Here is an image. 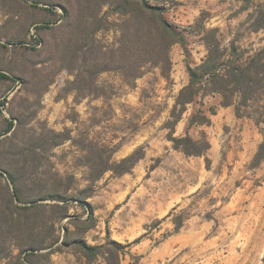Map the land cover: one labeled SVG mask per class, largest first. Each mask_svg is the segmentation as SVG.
Returning a JSON list of instances; mask_svg holds the SVG:
<instances>
[{"label": "rangeland", "instance_id": "obj_1", "mask_svg": "<svg viewBox=\"0 0 264 264\" xmlns=\"http://www.w3.org/2000/svg\"><path fill=\"white\" fill-rule=\"evenodd\" d=\"M260 2L264 0H176L166 6L164 16L186 43L171 46L168 75L147 67L128 84L114 70H106L95 77L103 94L81 96L65 89L74 76L55 61L51 43L57 33L40 29L35 34V25L59 16L0 0V72L11 77L0 78V132L12 111L21 115L22 126L15 131L20 136L48 130H67L63 133L70 136L41 151L40 180H50L55 173L72 175L77 188L86 187L82 145L87 141L114 148V160L144 147L143 158L129 172L107 171L90 185L93 191L85 201L69 202V217L61 224L68 226L71 241L76 228L68 219H84L89 204L94 222L82 233L84 240L92 245L108 239L120 243V264H262L264 158L255 166L251 162L264 138V123L237 117L233 105L219 104L218 95L198 98L187 105L173 132L194 138L205 134L210 147L198 156L175 149L164 126L179 89L188 82L187 65L194 66L207 53L203 30L217 28L222 44L235 39L250 53L264 45V30L250 32L243 25ZM54 10L63 13L59 6ZM7 12L16 14L12 21H7ZM109 20L112 25L96 38L113 45L114 14ZM20 70L26 75L17 73ZM198 108L210 122L188 127V118ZM3 183L0 177V195ZM175 220L181 222L179 228ZM57 232L62 236L64 229ZM48 251L41 264H105L102 255L86 262L71 245Z\"/></svg>", "mask_w": 264, "mask_h": 264}, {"label": "trees", "instance_id": "obj_2", "mask_svg": "<svg viewBox=\"0 0 264 264\" xmlns=\"http://www.w3.org/2000/svg\"><path fill=\"white\" fill-rule=\"evenodd\" d=\"M16 1L59 16L42 25H35V34L38 35L40 29L57 33L51 43L55 61L59 68L74 76L65 89L81 96L103 94L95 84V77L106 70H114L128 84L141 76L147 67H158L161 74L167 76L171 66V46L175 43L185 46L186 43L184 35L164 16L166 6L175 4L176 0ZM56 6L62 8V14L54 10ZM7 13V21H12L16 14ZM111 14H114L113 45L103 44L96 38L98 32L108 30L112 25L109 20ZM243 25L250 32L264 30V2L255 6ZM201 37L207 53L199 63L187 65L188 82L179 89L169 118L164 123L169 129L168 139L173 147L185 155L194 156L205 155L209 149L210 143L205 134L194 138L188 132L178 136H174L173 132L187 105L197 102L198 98L218 95L219 104L233 105L237 117L251 118L255 124L264 123V45L251 53L241 48L235 39L224 45L217 36V28L203 30ZM34 39L42 43L39 37ZM7 71L14 73L13 70ZM25 71L17 73L26 75ZM0 78L11 79L2 72ZM209 111L214 113L212 107ZM10 117L5 119L6 125L0 132V177L4 180L0 195V260L3 264H41L40 258H44L49 249L71 245L88 263L102 255L105 264H120L123 254L120 243L108 239L105 243L92 245L84 240L82 233L94 222L89 204L84 219L77 216L68 219V223L76 228L72 241L68 226L61 221L69 217L70 201H85L93 191L90 185L107 171L116 175L129 172L143 158L144 147L140 146L129 155L114 160V148L87 141L82 145V160L89 181L86 187L77 188L72 175L61 177L58 173L42 182L40 177L44 172L40 171V167L43 162L39 155L42 150L69 139L70 136L63 133L68 131L48 130L20 136V132L15 131L22 126L21 115L10 111ZM209 122L205 110L198 108L188 118L187 126ZM263 158L264 138L251 165H257ZM175 224L179 228L181 222L175 220ZM58 229H64L62 236L57 234ZM46 249L47 252H42Z\"/></svg>", "mask_w": 264, "mask_h": 264}]
</instances>
